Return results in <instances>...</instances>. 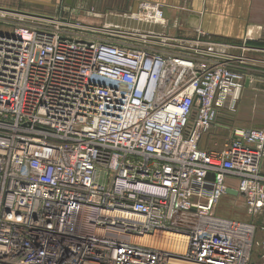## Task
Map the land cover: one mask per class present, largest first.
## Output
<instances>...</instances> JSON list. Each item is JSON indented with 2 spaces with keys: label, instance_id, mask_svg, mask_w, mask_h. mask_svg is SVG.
<instances>
[{
  "label": "built area",
  "instance_id": "built-area-1",
  "mask_svg": "<svg viewBox=\"0 0 264 264\" xmlns=\"http://www.w3.org/2000/svg\"><path fill=\"white\" fill-rule=\"evenodd\" d=\"M87 3L0 8V264H250L258 225L217 212L231 190L264 215V127L200 143L258 49ZM163 235L184 249L142 242Z\"/></svg>",
  "mask_w": 264,
  "mask_h": 264
},
{
  "label": "crops",
  "instance_id": "crops-1",
  "mask_svg": "<svg viewBox=\"0 0 264 264\" xmlns=\"http://www.w3.org/2000/svg\"><path fill=\"white\" fill-rule=\"evenodd\" d=\"M145 1L163 6L175 36L192 39L198 32H203L208 38L222 43L238 45L246 42L249 47L258 49L248 52L247 56L259 64L264 63V0H103V7L135 11L139 3ZM77 2L73 0L69 5L67 0H9L10 9L40 16H55L62 5L73 6ZM98 3L99 0H88L86 6ZM254 67L264 73V65L253 64V71ZM257 76L248 79L242 91L232 94L235 112L222 113L202 139V149L222 150L234 137L235 130L264 127H255L264 122V75ZM207 138L209 141L215 138L212 146L206 143ZM237 183L233 178L228 180L232 186Z\"/></svg>",
  "mask_w": 264,
  "mask_h": 264
},
{
  "label": "rangeland",
  "instance_id": "rangeland-1",
  "mask_svg": "<svg viewBox=\"0 0 264 264\" xmlns=\"http://www.w3.org/2000/svg\"><path fill=\"white\" fill-rule=\"evenodd\" d=\"M10 3L9 0H0V8L1 9H10ZM26 14V13H25ZM30 14V13H27ZM35 15V14H32ZM2 26V24H0ZM256 65L262 67L263 64L256 63ZM252 76L259 77L257 75H264L262 71H260L259 67H254V71H252ZM234 113V112H233ZM264 122L257 124L255 127H263ZM208 134V133H207ZM212 137V134L209 136ZM213 142H215L214 139L207 138L206 143L208 145H213ZM217 214L219 216H223L225 218H229L236 221H241L245 223L255 222L258 225L259 232L257 233L256 239L261 241L264 240V231L262 230L264 228V215L260 216L256 221H252L251 217L247 213L246 210V204L244 198L238 195H226L222 198L218 212ZM264 264V250L256 248L253 252L251 263L250 264Z\"/></svg>",
  "mask_w": 264,
  "mask_h": 264
},
{
  "label": "bare ground",
  "instance_id": "bare-ground-1",
  "mask_svg": "<svg viewBox=\"0 0 264 264\" xmlns=\"http://www.w3.org/2000/svg\"><path fill=\"white\" fill-rule=\"evenodd\" d=\"M145 244L156 245L162 248H181L184 249V242L180 237L163 235L156 238H144L142 240Z\"/></svg>",
  "mask_w": 264,
  "mask_h": 264
},
{
  "label": "water",
  "instance_id": "water-1",
  "mask_svg": "<svg viewBox=\"0 0 264 264\" xmlns=\"http://www.w3.org/2000/svg\"><path fill=\"white\" fill-rule=\"evenodd\" d=\"M67 1H68V4L70 5V4H72V1H73V0H67ZM191 25H192V24H191ZM228 194H230V195H235V196L238 195L236 192L231 191V190L228 191Z\"/></svg>",
  "mask_w": 264,
  "mask_h": 264
}]
</instances>
